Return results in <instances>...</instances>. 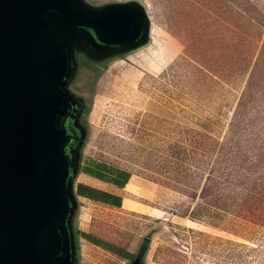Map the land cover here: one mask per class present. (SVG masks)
Masks as SVG:
<instances>
[{
  "label": "rangeland",
  "instance_id": "obj_1",
  "mask_svg": "<svg viewBox=\"0 0 264 264\" xmlns=\"http://www.w3.org/2000/svg\"><path fill=\"white\" fill-rule=\"evenodd\" d=\"M79 3L137 9L145 30L100 54L70 46V181L89 161L124 169L144 207L70 197L73 264H264V0ZM79 223L128 261L78 242Z\"/></svg>",
  "mask_w": 264,
  "mask_h": 264
},
{
  "label": "water",
  "instance_id": "obj_2",
  "mask_svg": "<svg viewBox=\"0 0 264 264\" xmlns=\"http://www.w3.org/2000/svg\"><path fill=\"white\" fill-rule=\"evenodd\" d=\"M144 30L128 6L90 11L79 0H0V264H73L76 137L68 126L80 131L78 103L64 89L74 71L70 46L89 49L90 37L100 54L136 44Z\"/></svg>",
  "mask_w": 264,
  "mask_h": 264
},
{
  "label": "crops",
  "instance_id": "obj_3",
  "mask_svg": "<svg viewBox=\"0 0 264 264\" xmlns=\"http://www.w3.org/2000/svg\"><path fill=\"white\" fill-rule=\"evenodd\" d=\"M100 164L103 167V173H102V179H96L94 177L88 176L86 174H83L79 171L77 179L72 185V191L74 197L78 201H85L86 203L90 205H94L100 208L104 209H112V210H118V209H126L128 211H140L143 209V205L137 203L136 201H133L132 199L129 198L127 194V186L130 183V180L132 178V175L121 168H114L111 166H108L105 163L98 162V161H89L84 165L83 167L91 168L93 165ZM118 174H128V179L124 183L122 187H120V180L117 177ZM79 184L86 188L88 192H90L92 195H95L96 197H105L108 199V202L110 204H117L119 203V207H113L109 205H104L98 202H92L89 201L85 198L76 196L74 194L75 192V187L76 185ZM104 194V195H101ZM127 202L128 207L124 206V203ZM77 229L82 232V237H78V242H80L82 245H86L92 248H95L99 251H102L106 253L107 255L114 256L117 258H120L121 261H128L129 259V254L128 252H122L118 250V246H110V242L93 235L91 232H89L86 228L85 225H82L81 223L78 224ZM77 239V238H76ZM127 253V254H126Z\"/></svg>",
  "mask_w": 264,
  "mask_h": 264
},
{
  "label": "trees",
  "instance_id": "obj_4",
  "mask_svg": "<svg viewBox=\"0 0 264 264\" xmlns=\"http://www.w3.org/2000/svg\"><path fill=\"white\" fill-rule=\"evenodd\" d=\"M74 135L76 136L75 133H74ZM102 167H103L102 165L96 164V165H93V167H91V168L83 167L79 171L83 174L94 177L96 179H102V173H103ZM117 177L119 178V180L121 182V183H119L120 187H122L128 179V174H123V175L118 174ZM74 194L76 196L85 198V199L92 201V202H98V203H101L104 205H109V206H113V207H117V208L119 207V203H117L115 205L110 204L108 202V199H106L105 197H103V196L102 197H96L95 195H92L90 192H88V190H86V188H84L83 186H81L79 184L76 185ZM101 195H104V194H101ZM76 234H79V233H76ZM80 235H83V234H80Z\"/></svg>",
  "mask_w": 264,
  "mask_h": 264
},
{
  "label": "flooded vegetation",
  "instance_id": "obj_5",
  "mask_svg": "<svg viewBox=\"0 0 264 264\" xmlns=\"http://www.w3.org/2000/svg\"><path fill=\"white\" fill-rule=\"evenodd\" d=\"M68 127H69L68 128L69 132L72 134L73 137H75V135L73 134V133H75V129L71 126V124Z\"/></svg>",
  "mask_w": 264,
  "mask_h": 264
}]
</instances>
